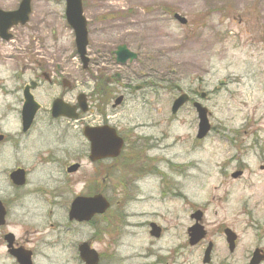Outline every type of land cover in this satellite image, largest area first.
Instances as JSON below:
<instances>
[{
  "label": "rangeland",
  "instance_id": "obj_1",
  "mask_svg": "<svg viewBox=\"0 0 264 264\" xmlns=\"http://www.w3.org/2000/svg\"><path fill=\"white\" fill-rule=\"evenodd\" d=\"M20 1L0 0V8L16 10ZM31 6L29 21L11 29L14 38H0V81L6 80L0 87L11 89L8 76L22 73L23 67L27 80L41 52L53 54L55 47L66 45L75 51L65 0H31ZM83 7L92 73L124 44L140 58L117 65L116 71L146 76L157 90L147 94L145 109L139 100L121 108L120 125L157 138L164 133V161H157L156 171L140 183L139 195L148 199L127 207L136 213V226L122 227L118 250L164 253L169 264H203L204 249L212 241L213 264H247L255 247H264V0H83ZM175 12L188 22L176 21ZM72 67L81 84L74 52ZM175 85L207 94L205 99L192 96L208 108L214 127L202 142L196 139L198 117L190 103L171 113ZM240 165L243 176L233 179ZM194 209L204 213L207 237L190 246L187 230ZM147 220L164 226L161 240L150 238L139 224ZM225 227L238 235L233 253Z\"/></svg>",
  "mask_w": 264,
  "mask_h": 264
},
{
  "label": "flooded vegetation",
  "instance_id": "obj_2",
  "mask_svg": "<svg viewBox=\"0 0 264 264\" xmlns=\"http://www.w3.org/2000/svg\"><path fill=\"white\" fill-rule=\"evenodd\" d=\"M74 46L75 51L66 45L53 54L41 52L27 80L23 67L8 76L11 89L0 87V264H169L164 253H120L116 243L122 227L136 226V213L127 207L148 199L139 195L140 183L164 161V133L157 138L123 127L118 113L132 100L145 109L147 94L157 90L146 76L116 71L121 45L95 73L88 47L84 64ZM131 51L134 60L140 58ZM73 52L81 63V84L74 79ZM174 87L173 101L187 93L193 108V95L207 97L198 89ZM26 108L34 112L31 122ZM157 149L163 153L153 154ZM242 166L236 170L244 171ZM89 198H96L92 206ZM139 224L150 238L164 237L157 220ZM152 224L159 227L158 236Z\"/></svg>",
  "mask_w": 264,
  "mask_h": 264
},
{
  "label": "water",
  "instance_id": "obj_3",
  "mask_svg": "<svg viewBox=\"0 0 264 264\" xmlns=\"http://www.w3.org/2000/svg\"><path fill=\"white\" fill-rule=\"evenodd\" d=\"M65 1H66V11H65L66 19L68 21V24L74 30L75 42L78 53L80 54L83 62L86 64V62L88 61V58H86V48L88 45V30H87L86 18L83 16L82 0H65ZM30 2L31 0H22L18 9L15 11H4L0 9V36L2 38L9 40L11 38V35L8 33V30L14 25H17L19 23L25 24L28 21L29 15L31 13ZM174 17L176 19H179L182 23H186V19L180 16L179 14H175ZM116 55H117V61L121 63H125L127 59L133 60L136 58V54L130 52L127 49V47L124 45L118 48V50L116 51ZM28 97L29 99L31 98L30 95ZM187 99H188L187 95H181L174 102L172 107V112L176 113L177 110L187 101ZM194 106L196 107L199 118L198 138H203L210 129L208 110L199 103H195ZM54 109L56 110L57 106H54ZM26 112H27L26 115L29 113V118L27 119V122H31L34 112L30 108H26ZM96 144L97 142L94 145L97 146ZM239 175H241V172L234 173L232 176L238 177ZM194 217L196 218L197 223L188 230L191 245L197 244L206 235V231L204 230V227L201 224H199V221L202 218V212L197 211L194 214ZM224 232L227 237V241L229 243V248L231 251H233L235 247L236 234L229 228L225 229ZM211 250H212V244L210 243L205 251L204 263H207L209 261ZM263 259L264 256L260 254L259 250H256L254 252L250 264H259V262Z\"/></svg>",
  "mask_w": 264,
  "mask_h": 264
}]
</instances>
